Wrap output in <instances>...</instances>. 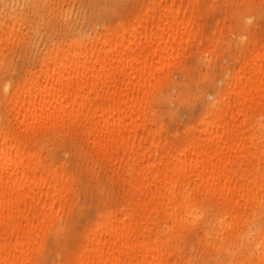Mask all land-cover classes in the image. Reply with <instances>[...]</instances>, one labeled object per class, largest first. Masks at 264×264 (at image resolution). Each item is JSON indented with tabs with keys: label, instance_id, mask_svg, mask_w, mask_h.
Returning <instances> with one entry per match:
<instances>
[{
	"label": "bare ground",
	"instance_id": "1",
	"mask_svg": "<svg viewBox=\"0 0 264 264\" xmlns=\"http://www.w3.org/2000/svg\"><path fill=\"white\" fill-rule=\"evenodd\" d=\"M198 3L147 0L132 20L59 42L37 70L0 85V264H36L61 226L76 193L73 172L48 158L62 138H79L84 156L118 173L124 189L71 256L50 264H176L194 225L236 264H264V35L240 37L237 64L182 145L152 125L153 90Z\"/></svg>",
	"mask_w": 264,
	"mask_h": 264
},
{
	"label": "rangeland",
	"instance_id": "2",
	"mask_svg": "<svg viewBox=\"0 0 264 264\" xmlns=\"http://www.w3.org/2000/svg\"><path fill=\"white\" fill-rule=\"evenodd\" d=\"M0 1L1 85L22 80L26 69L37 70L41 53L59 42L132 20L147 0ZM190 23L149 105L152 125L161 128L173 147L182 145L186 127L196 121L214 91L224 88V78L243 48L240 37L259 40L264 35V0H199ZM259 118L264 121V113ZM49 157L73 172L76 193L67 202L61 226L46 235L36 264H50L60 253L71 256L97 211L119 203L124 189L118 173L84 156L79 138L60 139L49 148ZM203 229L200 225L185 229L177 244L179 253L171 258L174 263H238L230 260L225 248L214 247L209 237L200 239ZM242 251L249 258L252 249Z\"/></svg>",
	"mask_w": 264,
	"mask_h": 264
}]
</instances>
